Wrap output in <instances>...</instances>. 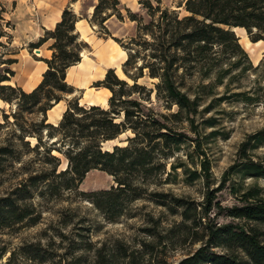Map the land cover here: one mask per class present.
<instances>
[{"label":"rangeland","instance_id":"1","mask_svg":"<svg viewBox=\"0 0 264 264\" xmlns=\"http://www.w3.org/2000/svg\"><path fill=\"white\" fill-rule=\"evenodd\" d=\"M81 1L82 7H79L76 15L80 16L82 21L76 23L75 28L79 33L78 40L83 42L80 52L83 61L76 63V70H84L88 62L92 67L94 60L100 61L99 56L105 55L108 62L116 64V68H113L116 76L132 84L134 80L123 72V62L129 51L139 50L136 62L128 69L130 73H135L136 82L144 88L134 89L128 98L142 102L145 106L144 111L148 113V120H150L149 117L166 120L186 138L180 144V148L168 159L161 154L155 157L153 169L148 173L146 191L135 200L129 202L124 200V213L116 221L107 220L105 213L96 208L88 196V193L92 191L109 189L116 185L113 177L103 170L91 169L86 172L77 190L64 192L59 197L41 196L37 190L30 201H27L31 202L35 208L34 222L23 221L0 229V264H67L79 257L81 261L78 264H92L94 249L102 246L104 253L111 252L115 255L111 264H176L199 247L200 241L193 240L206 235L210 226L214 229L228 223L244 224L246 228L257 226L259 230H262L259 238L264 241V225H256L254 222L235 218L227 213L228 208L241 204L238 199L239 194L251 185L260 188V194L264 198V178L243 177L240 173H232L224 179L229 166L238 160L237 151L240 144L248 135L264 127V63L259 68L244 73L239 72V67L233 68L223 78V83L214 87L210 96L199 101L197 111L189 114L198 131L196 133L186 113L182 114V121H174L177 119L172 114L177 111V107L168 106L162 95L158 93L155 85L159 81L158 78L151 77L147 68H143L142 76H137L139 71L134 65H140L144 55V58L148 60L146 56L148 45L127 44L129 38L137 36V23L128 15L133 13L137 20L148 23L150 17L142 4L144 0H120L123 17L119 19L112 16L104 23L108 33L101 30L99 24L90 21L93 11V6L90 7V5H94L97 0ZM151 2L156 3L155 0ZM177 3L178 0H161L162 8L169 7V9L178 10L180 15L186 14L183 8L177 6ZM1 8L3 19L0 20V74L9 78L2 81V84L20 87L15 81H8L12 80L11 77L22 75L32 80L41 76V81L46 69L41 75L38 71L30 73V70L34 69L32 64L37 62L36 60L43 61L44 57L38 56L41 55V51L39 49L37 51L38 47L30 48L27 45L23 55H18L19 46L12 42L14 22L9 18L10 6L9 8L0 6ZM234 32L239 38L241 47L247 52L252 66L255 67L264 58V41L252 42L244 28L236 27ZM146 36L148 37V31L144 34V37ZM52 42L53 39H49L44 46L49 48ZM102 43L106 49L97 50V45ZM52 52L53 50L45 58H50ZM119 55L123 57L126 55L120 64L116 62V57ZM220 58L214 60V63H217L215 66L222 64V67L226 68L229 61L225 55H221ZM92 76L95 77L96 74ZM102 79L93 81L90 86L96 88L94 83ZM210 80H213L212 76L202 79L198 73L191 75L187 72L184 74L182 80L184 84L181 87L193 97L198 92V84L207 83ZM30 85L31 83L27 84L26 88ZM20 89L26 93L31 91L24 90L22 87ZM107 91L111 94L110 90ZM237 92H245L246 95L257 97L246 100L244 95H235ZM11 96L12 99L9 102L0 98V146H13L14 151L13 156H4L0 159V197L14 189L29 171H39L42 168L43 164L38 160L42 152L38 154L29 149L37 142V139L35 136L28 135L40 134L39 149L41 151L46 144L58 138L57 134L48 136L51 130L39 125L43 115L38 109L44 102L49 101L47 98H42L41 102L35 105L29 99L22 98L19 91ZM74 98H78V106L84 108L95 105L96 101L105 103V98L99 94H95L94 97L88 96L90 105H84L77 94L65 93L62 95L61 106H65L66 109L68 102ZM209 102L210 106H208ZM58 103H54L46 111L44 123L56 125L59 122L65 109L62 112L61 107L54 109ZM206 106L208 108L203 110ZM101 107L108 108V102ZM209 117L214 119L211 120L212 126L203 124L204 119ZM120 119L122 117L118 118ZM22 130L30 132L25 133L27 136L23 140L19 138ZM211 132L213 134H210ZM132 135L133 133L127 130L115 140L102 142L103 149H112L115 144L125 145L126 138ZM195 138L200 142V150L203 151L201 154L196 151ZM23 141H28V145ZM56 145L59 146V142ZM51 153L60 158L57 169H64L67 162L64 154L55 149ZM249 153L253 159L257 160L264 155V144L252 149ZM204 159L209 161L207 176L204 175L201 167V161ZM171 162L176 164L182 162L180 164L183 165L175 171L171 169ZM194 170L198 173V177L190 180ZM165 193L182 198L186 205L177 207L174 211L171 210L168 205L170 197L159 195ZM207 198L212 200V206L207 215L202 217L200 211H203ZM184 206L189 207V213L192 215L185 222L181 217ZM194 207L196 212L193 210ZM85 242H91L93 245L90 250L73 248L79 244L84 246ZM214 250L223 252L219 247H215ZM11 252L14 254L11 255V261L8 263ZM124 252L126 257L123 256ZM233 252L245 260L243 252L240 250Z\"/></svg>","mask_w":264,"mask_h":264},{"label":"trees","instance_id":"2","mask_svg":"<svg viewBox=\"0 0 264 264\" xmlns=\"http://www.w3.org/2000/svg\"><path fill=\"white\" fill-rule=\"evenodd\" d=\"M155 1V4L151 0L142 1L150 17L148 23L137 20L133 13L128 15L137 23V36L129 38L127 44L148 45L146 47L148 60L144 55L142 63L134 67L139 71L138 77L142 76L143 68H147L151 77L158 78L159 81L155 84L158 93L162 95L168 106L177 107V111L172 114L177 119L174 121H182V114L186 113L193 131L197 133L193 118L189 117V114L197 111L199 101L210 96L214 87L222 84L223 78L233 68L239 67V72L244 73L257 69L264 63L262 58L255 67L252 66L247 52L241 47L239 38L232 30L234 27L244 28L252 42L264 41V0H178L177 6L185 10L184 15H180L176 9L162 8L161 0ZM122 8L120 0H97L93 5L90 21L99 24L100 29L108 33L104 23L112 16L121 19ZM2 12L1 8L0 20L3 19ZM78 19L72 8L67 6L61 13V19L52 29L46 30L37 41L29 43L30 48H35L48 39H53L49 47L53 50L51 57L42 59L47 64V68L42 74L41 81L29 93L23 92L20 87L2 84V81L9 78L0 74L2 100L9 102L12 99L11 95L16 91H19L22 98L29 99L35 105L39 104L42 98L49 100L39 106L38 110L43 115L39 125L51 130L48 136L52 137L53 134L58 136L56 140L46 144L41 151L40 134L33 131L36 135H28L36 137L37 142L29 149L38 154L42 152L38 160L43 165L39 171L28 170V175L14 189L0 197V229L23 221L34 222L35 208L27 201H30L37 190L41 196L59 197L64 192L77 190L86 172L91 169L107 172L116 183L109 189L88 193L93 205L105 213L106 219L110 222L116 221L124 213V200L126 202L135 200L146 191L148 173L153 169L155 157L161 154L168 159L185 141L186 136L176 131L166 120H156L152 117L148 120V113L144 111L145 106L142 102L128 98L134 89L144 88L136 82L135 73H130L128 69L139 56V50H134L133 47L134 51H129L123 62V72L134 80L132 84L118 78L113 68L106 71L102 80L94 83L97 87L103 86L110 90L108 108L99 105L84 108L78 106V98H74L68 102L56 125L44 123L46 111L54 103L59 102L63 94L74 92V87L66 81V71L81 60L83 42L78 40L79 33L75 28ZM147 31L148 37H144ZM220 53L229 61L226 68H223L222 64L215 66L217 63H214V60L220 58ZM180 70L182 71L179 74ZM187 72L191 75L198 73L202 79L212 76L213 80L198 84V92L191 97L181 87L184 84L182 82L184 74ZM244 93L237 92L235 95H244L246 100L257 97ZM210 102L208 106L211 105ZM120 117L122 119L118 120ZM211 120L214 119L206 118L203 124L212 126ZM127 130L133 135L126 138L125 145L115 144L112 149H103L102 142L115 140ZM22 131L19 135L21 140L30 133L26 130ZM23 142L28 145V141ZM58 142L63 148H58L59 146L56 145ZM195 142L196 151L203 153L197 138ZM262 144H264V127L248 135L240 144L237 151L238 160L229 166L224 179L232 173H240L243 177L264 178V155L256 160L249 153ZM54 149L66 157V166L62 170L57 169L60 158L51 153ZM13 152V146L1 145L0 159L4 156H13ZM180 163L182 162L178 164L171 162V169L176 171L183 165ZM201 167L204 175L207 176L209 161L202 160ZM191 174L190 180L198 177L196 170ZM159 195L170 197L168 205L173 211L177 207L186 205L182 198L172 194ZM238 197L241 204L228 208L227 213L232 217L254 222L256 225H264V198L260 194V188L251 185ZM211 201L207 198L203 211H200L202 217L210 211ZM193 210L196 212V207ZM189 211V207L184 206L181 212L183 222L192 217ZM208 229L206 235L193 240L200 241L199 247L176 264H264V241L259 238L262 230L257 226L246 228L244 224L228 223L214 229L210 226ZM92 246L91 242H85L84 246L79 244L73 248L90 250ZM215 247L221 248L223 252H217L214 250ZM234 250L243 252L245 260L234 253ZM13 254L14 252L10 253L8 263ZM123 256L126 257L125 252ZM114 258L115 255L111 252L104 253L103 246L96 247L92 264H111ZM80 261L79 257L67 264H78Z\"/></svg>","mask_w":264,"mask_h":264},{"label":"crops","instance_id":"3","mask_svg":"<svg viewBox=\"0 0 264 264\" xmlns=\"http://www.w3.org/2000/svg\"><path fill=\"white\" fill-rule=\"evenodd\" d=\"M82 4L81 0H0V6L5 8H9V18L14 22V31H13V39L12 42L19 46L18 55H23V50L27 48L25 46L29 45L31 42L37 41L40 37H42L46 30L52 29L55 24L61 19V13L63 9L67 6L71 7L72 10L78 14V9ZM93 5H90V7ZM89 7V8H90ZM90 12V11H89ZM80 17V16H79ZM82 21L81 18L76 22L77 24ZM76 24V25H77ZM49 40V39H48ZM48 40L42 43L40 47L36 48L41 51V57H48L51 49L48 46H44L48 43ZM262 40L256 42L261 43ZM102 45H97V50L100 48H104ZM106 49V48H104ZM116 56V55H115ZM101 59L94 60V65H91L88 62V66L85 67L84 70H76L77 64L70 66L66 71V80L69 84L74 87V92L72 94H77L79 96V100L84 105H90L88 102V96L94 97L95 94H99L103 98H105V103L102 102H94L95 105L104 106L107 103L108 97L110 94L106 87L100 86L93 88L90 85L93 81L97 79H102L105 75V72L108 68H116V64L113 62H108V59L105 55L99 56ZM126 55L117 56L116 62L119 64L125 59ZM32 64L34 69L30 70V73L33 72H42L46 69V63L41 60H36ZM83 61L82 54L81 60ZM71 72H73L71 74ZM96 74V76H92ZM29 77L19 76V77H11L12 80L8 82L15 81L20 87L24 90L30 91L32 90L40 81L41 76L37 79H28ZM31 83L29 87L26 88V85ZM62 100L59 101L57 105L54 106V109L60 108L62 112L65 109V106H61Z\"/></svg>","mask_w":264,"mask_h":264},{"label":"water","instance_id":"4","mask_svg":"<svg viewBox=\"0 0 264 264\" xmlns=\"http://www.w3.org/2000/svg\"><path fill=\"white\" fill-rule=\"evenodd\" d=\"M232 30L234 31V28H232ZM38 51V50H37ZM81 55V54H80Z\"/></svg>","mask_w":264,"mask_h":264},{"label":"bare ground","instance_id":"5","mask_svg":"<svg viewBox=\"0 0 264 264\" xmlns=\"http://www.w3.org/2000/svg\"><path fill=\"white\" fill-rule=\"evenodd\" d=\"M234 30H236V28L234 27ZM236 33V32H235Z\"/></svg>","mask_w":264,"mask_h":264}]
</instances>
